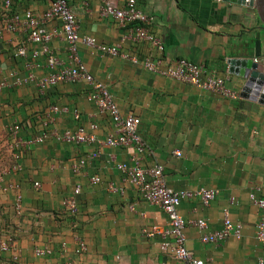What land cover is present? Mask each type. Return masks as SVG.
I'll use <instances>...</instances> for the list:
<instances>
[{
  "label": "crops",
  "instance_id": "obj_1",
  "mask_svg": "<svg viewBox=\"0 0 264 264\" xmlns=\"http://www.w3.org/2000/svg\"><path fill=\"white\" fill-rule=\"evenodd\" d=\"M4 1V0H1ZM10 12L30 11L41 17L49 0H10ZM105 2L116 8L123 0H68L77 18L78 35L107 46L119 45L120 52L140 60L148 55L147 43L135 44L129 28L101 16ZM137 7L150 21L149 31L163 45V66L185 59L202 65L225 80V87L237 94L227 99L163 76L149 73L118 57L101 55L79 45L78 52L89 74L106 86L121 115L140 120L138 135L144 148L136 154L144 170L161 165L167 187L194 191H216L207 207L198 198L181 201L178 215L186 222L203 220L206 232L222 227L224 212L232 223L242 225L240 240L227 238L219 244H203L201 233L192 225L183 229L185 247L203 264H257L264 261V243L255 238V228L264 211L249 201L256 188L264 189V103L240 96L244 80L229 74L227 61L254 53L255 41L264 56V30L255 9L223 0H136ZM56 30L48 54H39L33 73L40 78L51 72L48 58L66 63L65 42L60 24L46 23ZM27 46V58L40 51L27 42L25 33L0 34V80L9 72L25 76L15 49ZM9 83L12 80L8 79ZM88 88L81 83H61L40 96L33 84L10 86L0 92V135L15 123L18 138L24 142L43 133L42 144L29 146L19 160L20 170L0 175V235L10 236L17 249L0 254V264H179L160 250L158 236L149 239L144 232L153 226H167L165 214L142 200L117 163H129L125 148H107L102 144L74 145L52 136L96 124L97 141L102 143L113 132L108 118L96 114L87 102ZM76 110L71 114L49 117V108ZM100 157L88 161L79 173L72 165L94 152ZM181 153L180 157L174 155ZM113 156V161L109 159ZM100 183L91 185L89 178ZM39 185L38 188L33 186ZM112 184L122 193L110 192ZM80 186L74 215L61 208V201ZM21 196V212L15 210V198ZM258 196V194H257ZM232 200V201H231ZM76 239L86 250L78 253ZM48 250L44 256L34 251Z\"/></svg>",
  "mask_w": 264,
  "mask_h": 264
},
{
  "label": "built area",
  "instance_id": "obj_2",
  "mask_svg": "<svg viewBox=\"0 0 264 264\" xmlns=\"http://www.w3.org/2000/svg\"><path fill=\"white\" fill-rule=\"evenodd\" d=\"M248 1V0H246ZM89 0H82L84 7L88 6ZM10 0L3 1L2 27L0 34L5 32L8 34L25 33L27 42L35 44L40 51L31 53V57L27 58V46L19 45L14 51V58L23 61L25 76L19 77L16 72H9L6 77L0 80V92L10 86H24L33 84L37 93L42 96L51 88L61 83H81L88 88L86 100L96 111V114L108 118L113 132L109 134L102 143L97 141L94 131L97 129L96 124L89 125L90 132H85L82 128L75 131H66L57 134L56 131L51 133L58 140L74 145H95L102 144L107 148H125L130 151L129 163H117L115 169L127 179V182L135 189L138 196L152 206L158 207L167 218V226L161 228L153 226L150 230L144 232L146 238L152 239L156 236L160 238V250L167 254L171 259L179 262V264H203L201 260L194 259L185 247V236L183 229L189 224L200 231V241L203 244L216 245L227 238L240 240L242 237V225L232 223L228 218L227 212H224L222 219V227L213 232L207 231V224L203 220L195 222H186L178 215V207L183 200L198 198L204 207H207L211 201L215 199L216 191L212 189L200 188L194 191L173 190L166 186L163 175V167L154 165L144 170L140 166V159L136 154L143 152L144 144L138 135V127L140 120L134 116L121 115L118 107L114 103L107 88L100 82L94 80L89 74L86 66L81 60L78 52V46H85L104 56L118 57L124 62H128L133 66H139L143 70L163 76L165 78L187 84L198 88L205 92L216 94L227 99H236L237 94L229 91L225 87V80L216 76L215 72L205 69L204 66L195 64L191 61L180 59L173 65L163 66V45L161 41L154 36L148 29L149 17L138 9L136 0H123V7L118 9L110 2H105L101 10V16L116 20L121 27L129 28V36L133 43H147L148 55L143 59L120 52L119 45L107 46L98 44L95 39L87 36L80 37L78 35L77 18L70 9L68 0H49V8L41 17H35L30 11L22 13L10 12ZM56 21L60 24V34L65 42V50L67 60L62 64L57 59L49 56L47 66L51 72L40 78H36L33 69L35 60L39 54H48L49 44L54 36L57 35L56 30L48 31L46 23ZM264 62V57L261 59ZM12 80V83L8 82ZM49 117L70 113L74 121H79L80 116L76 110L69 111L67 108H58L52 106L49 108ZM10 133V142L7 152L15 161L11 169H5L3 174L7 172H17L20 170L19 160L24 150L32 145L42 144L48 137L43 133L26 142L18 138L19 125L14 124L7 129ZM174 155L180 157L181 153L175 151ZM100 157V152L94 151L90 153L86 159H80L72 165V172L77 174L83 169L86 163ZM109 159L113 161V156L109 155ZM0 174V175H1ZM91 185L100 183L98 176L89 178ZM33 186L38 188L39 185L34 183ZM107 189L110 192L122 193V189L115 188L109 184ZM80 193V186L77 185L72 194L61 201V208L68 215L76 213V196ZM258 194V196H257ZM252 205L259 210L264 211V189L256 188L248 196ZM232 201V200H231ZM15 210L19 214L21 212V196L15 198ZM255 238L257 241L264 243V215L259 219L255 228ZM78 253L86 250L85 244L76 239ZM11 254L12 260L18 257L17 249L10 236L0 235V254ZM48 250L34 251L35 256H44L48 254ZM164 264V263H161ZM257 264H264L262 259L257 260Z\"/></svg>",
  "mask_w": 264,
  "mask_h": 264
},
{
  "label": "water",
  "instance_id": "obj_3",
  "mask_svg": "<svg viewBox=\"0 0 264 264\" xmlns=\"http://www.w3.org/2000/svg\"><path fill=\"white\" fill-rule=\"evenodd\" d=\"M224 2L254 8L264 30V0H223ZM264 46V42H263ZM264 57V56H263ZM261 45L255 41L252 56L227 61L229 74L244 80L240 96L264 103V62L261 61Z\"/></svg>",
  "mask_w": 264,
  "mask_h": 264
},
{
  "label": "trees",
  "instance_id": "obj_4",
  "mask_svg": "<svg viewBox=\"0 0 264 264\" xmlns=\"http://www.w3.org/2000/svg\"><path fill=\"white\" fill-rule=\"evenodd\" d=\"M2 14L3 13L1 12L0 13V28L2 27ZM5 135H8L7 131H3L0 135V137H3ZM5 147H7V146H5ZM5 147L0 148V174L5 169H11L15 164V161L12 158V156L5 154V149H6ZM3 149H4V151H3Z\"/></svg>",
  "mask_w": 264,
  "mask_h": 264
},
{
  "label": "rangeland",
  "instance_id": "obj_5",
  "mask_svg": "<svg viewBox=\"0 0 264 264\" xmlns=\"http://www.w3.org/2000/svg\"><path fill=\"white\" fill-rule=\"evenodd\" d=\"M3 12V1L0 0V13ZM262 61V60H261ZM7 134L8 135H5L3 137H0V148L2 147H5L9 145V142H10V133L9 131L7 130ZM9 139V140H8ZM7 147H5V154L9 155L8 152L6 151L7 150ZM4 151V149H3Z\"/></svg>",
  "mask_w": 264,
  "mask_h": 264
}]
</instances>
